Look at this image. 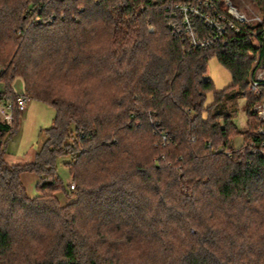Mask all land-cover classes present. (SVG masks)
<instances>
[{
	"label": "trees",
	"instance_id": "16d2710c",
	"mask_svg": "<svg viewBox=\"0 0 264 264\" xmlns=\"http://www.w3.org/2000/svg\"><path fill=\"white\" fill-rule=\"evenodd\" d=\"M251 1L261 22L193 49L168 27L170 0H0V97L13 105L11 124L0 121V264H264V136L252 110L264 83L248 90L257 53L264 66V0ZM210 56L230 74L221 91L204 76ZM17 77L55 116L33 159L9 164ZM237 95L244 129L226 107Z\"/></svg>",
	"mask_w": 264,
	"mask_h": 264
},
{
	"label": "built area",
	"instance_id": "2783aa9c",
	"mask_svg": "<svg viewBox=\"0 0 264 264\" xmlns=\"http://www.w3.org/2000/svg\"><path fill=\"white\" fill-rule=\"evenodd\" d=\"M170 2L167 11L168 27L174 34L183 36L189 47L193 49L207 48L225 40L229 31L238 30L237 23L254 24L261 22L259 16H254L250 19L254 22H249L244 15H240L235 10L228 0H224L225 12L217 10L213 0H170ZM194 20L202 21L209 32L200 36L199 31L194 26ZM253 37L255 38V36ZM262 40L264 43V35ZM259 57L260 53H257L248 76V90L255 95H260V85L264 83V66H258ZM30 100L31 98L26 94H18L15 98L14 107L22 114ZM12 108V104L0 97V121L2 123L11 124ZM252 110L260 122L254 132L264 136V97L253 105ZM161 138L165 141L166 134H162ZM262 146V154L264 155V142Z\"/></svg>",
	"mask_w": 264,
	"mask_h": 264
},
{
	"label": "rangeland",
	"instance_id": "374dc122",
	"mask_svg": "<svg viewBox=\"0 0 264 264\" xmlns=\"http://www.w3.org/2000/svg\"><path fill=\"white\" fill-rule=\"evenodd\" d=\"M231 5L234 6L235 10L241 15H244L249 22H254L250 20L254 16L262 17L260 9L251 0H228ZM224 3V0H223ZM228 3V4H229ZM225 6V4H224ZM149 31L154 29V26L149 24L147 26ZM253 43H258L255 39L252 40ZM212 80L214 89L221 91L230 84V74L229 71L224 68L219 62L216 56H210L207 59L206 71L204 74ZM20 78L13 80V87L17 91H21ZM213 101V93L208 92L206 94L204 105L207 106ZM29 114L27 116L20 117V125L17 133L14 136L6 134L3 137V142L5 144V151L7 153L15 154L19 157L28 153V151L37 150L40 143V132L42 129H46L51 126L53 118L55 116V109L47 104H44L36 99L30 100ZM244 99L240 96H236L234 99L226 102V107L233 112V120L238 128H245V112L243 110ZM242 139L239 135H235L231 138V144L234 147H239L241 145H236L234 139ZM228 153V152H226ZM29 154H26V156ZM58 173L62 180L66 182L68 180L66 169L63 165V160L58 163ZM73 185V184H72Z\"/></svg>",
	"mask_w": 264,
	"mask_h": 264
},
{
	"label": "crops",
	"instance_id": "0c3cea01",
	"mask_svg": "<svg viewBox=\"0 0 264 264\" xmlns=\"http://www.w3.org/2000/svg\"><path fill=\"white\" fill-rule=\"evenodd\" d=\"M17 78H19V77H17ZM20 82H21V85H22L21 86L22 87L21 91L15 90V88L13 87V83H12V88H13V90H14V92L16 94L23 93V83H22L21 78H20ZM2 90H3V84L0 83V92ZM29 106H31L30 103L28 104V106H27L26 110L24 111V113L20 114V117L21 116L25 117V116H27L29 114V110H30ZM234 142L237 143L236 145H240V143L242 142V139H237L236 138V139H234ZM26 154H29V155L26 156ZM34 154H35V150H33V151L31 150V151H28V153H25V155H23L22 157H19V156L15 155V154H12V153L9 154V153H7L5 151L4 159L9 164L24 163V162L31 161L33 159ZM22 182H23V184H24V186L26 188L27 194L29 196H34V195L37 194V191H36V188H35L36 182H37V176L35 174H32V173L23 174Z\"/></svg>",
	"mask_w": 264,
	"mask_h": 264
}]
</instances>
